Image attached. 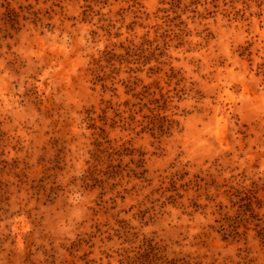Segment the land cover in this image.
Listing matches in <instances>:
<instances>
[{
	"label": "rangeland",
	"instance_id": "374dc122",
	"mask_svg": "<svg viewBox=\"0 0 264 264\" xmlns=\"http://www.w3.org/2000/svg\"><path fill=\"white\" fill-rule=\"evenodd\" d=\"M0 264H264V0H0Z\"/></svg>",
	"mask_w": 264,
	"mask_h": 264
}]
</instances>
